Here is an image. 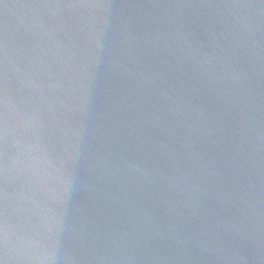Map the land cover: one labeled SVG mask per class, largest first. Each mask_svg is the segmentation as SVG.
Returning <instances> with one entry per match:
<instances>
[{"label": "water", "instance_id": "obj_1", "mask_svg": "<svg viewBox=\"0 0 264 264\" xmlns=\"http://www.w3.org/2000/svg\"><path fill=\"white\" fill-rule=\"evenodd\" d=\"M0 264H264V0H0Z\"/></svg>", "mask_w": 264, "mask_h": 264}]
</instances>
